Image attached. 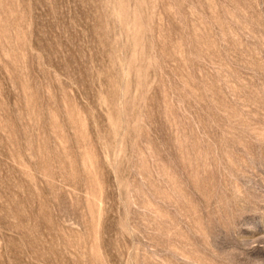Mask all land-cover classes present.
<instances>
[{
	"label": "rangeland",
	"instance_id": "1",
	"mask_svg": "<svg viewBox=\"0 0 264 264\" xmlns=\"http://www.w3.org/2000/svg\"><path fill=\"white\" fill-rule=\"evenodd\" d=\"M0 264H264V0H0Z\"/></svg>",
	"mask_w": 264,
	"mask_h": 264
}]
</instances>
